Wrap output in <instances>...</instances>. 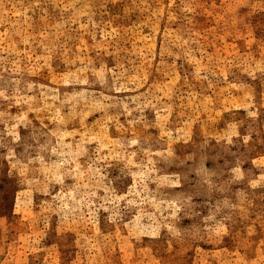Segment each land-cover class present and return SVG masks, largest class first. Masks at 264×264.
<instances>
[{
    "label": "rangeland",
    "instance_id": "rangeland-1",
    "mask_svg": "<svg viewBox=\"0 0 264 264\" xmlns=\"http://www.w3.org/2000/svg\"><path fill=\"white\" fill-rule=\"evenodd\" d=\"M0 264H264V0H0Z\"/></svg>",
    "mask_w": 264,
    "mask_h": 264
}]
</instances>
